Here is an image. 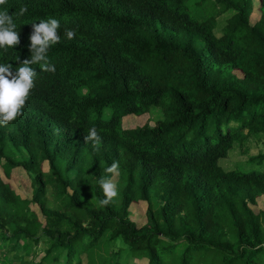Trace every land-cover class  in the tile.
<instances>
[{"label": "trees", "instance_id": "obj_1", "mask_svg": "<svg viewBox=\"0 0 264 264\" xmlns=\"http://www.w3.org/2000/svg\"><path fill=\"white\" fill-rule=\"evenodd\" d=\"M5 10L19 44L0 48V64L13 72L31 56L33 23L57 19L61 38L47 53L56 71L32 64L23 114L0 125V264H264V171L219 164L235 144L264 150V0H6ZM92 127L95 146L84 140ZM248 162L263 165L264 153ZM16 171L31 198L10 185ZM101 177L118 190L107 206Z\"/></svg>", "mask_w": 264, "mask_h": 264}, {"label": "clouds", "instance_id": "obj_2", "mask_svg": "<svg viewBox=\"0 0 264 264\" xmlns=\"http://www.w3.org/2000/svg\"><path fill=\"white\" fill-rule=\"evenodd\" d=\"M6 0H0V5L5 4ZM27 12V6H21L18 15L22 16ZM13 14L7 10L0 11V48L5 46L12 47L19 44V32L17 25L13 22ZM30 34L29 59L23 60L15 72L12 71V64H0V125H6L13 121L17 116L22 115V108L25 106L26 99L30 90L34 87V78L37 72L31 67L32 64H41V69L47 72H55V66L50 64L47 53L51 45L60 41L58 30L61 25L57 19L50 18L42 20L38 24H32ZM64 35L68 39H73L77 35L76 29L65 28ZM43 62V63H41ZM99 130L92 127L84 136L85 142L92 141L94 146L100 142ZM119 162L113 161L106 172L118 174ZM104 192V199L99 201L101 206H107L113 198L118 195L116 185L112 180L101 177L98 180Z\"/></svg>", "mask_w": 264, "mask_h": 264}, {"label": "rangeland", "instance_id": "obj_3", "mask_svg": "<svg viewBox=\"0 0 264 264\" xmlns=\"http://www.w3.org/2000/svg\"><path fill=\"white\" fill-rule=\"evenodd\" d=\"M257 15L254 16V20ZM225 20H220V28L218 29V34L221 33V29L224 26ZM112 110L107 109L104 113L105 119H108L111 116ZM159 110L155 109L153 113V121L151 122V127H154V122L160 118ZM147 119V117H145ZM134 121V122H133ZM131 122V125L134 126L135 119ZM142 122V121H140ZM127 123V122H126ZM125 127H128V124H125ZM261 153H264V150L260 148L258 144H256L254 141H247L245 146H241L240 144H235L232 151H230L228 157L226 159H223L219 162L220 166L225 171H234L238 170L240 172H252V171H264V164H252L248 161H251L253 158L259 156ZM12 188L18 192L23 198H31L32 196V188L30 181L28 179V176L23 171H16L13 174V178L11 180ZM52 198H50L51 200ZM52 203V207H56L57 204ZM264 206V204H260V207ZM134 220H136L137 223L142 224L144 220V209L139 208L136 210L135 214L133 215ZM121 245V244H120ZM2 248H0L1 250ZM12 255H9V259H12ZM29 261V262H28ZM32 259L28 258L26 260H21L19 262H16L17 264H23V263H32Z\"/></svg>", "mask_w": 264, "mask_h": 264}]
</instances>
